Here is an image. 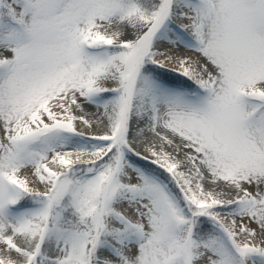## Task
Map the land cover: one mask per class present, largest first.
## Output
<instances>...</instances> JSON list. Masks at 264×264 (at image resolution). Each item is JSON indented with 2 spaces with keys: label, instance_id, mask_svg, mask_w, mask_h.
Here are the masks:
<instances>
[{
  "label": "snow or ice",
  "instance_id": "6c2138e0",
  "mask_svg": "<svg viewBox=\"0 0 264 264\" xmlns=\"http://www.w3.org/2000/svg\"><path fill=\"white\" fill-rule=\"evenodd\" d=\"M0 264H264V0H0Z\"/></svg>",
  "mask_w": 264,
  "mask_h": 264
}]
</instances>
